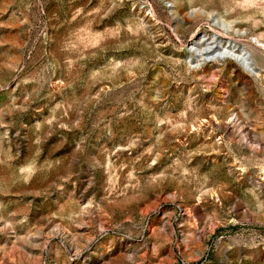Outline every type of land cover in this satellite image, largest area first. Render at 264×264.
<instances>
[{
    "label": "rangeland",
    "instance_id": "374dc122",
    "mask_svg": "<svg viewBox=\"0 0 264 264\" xmlns=\"http://www.w3.org/2000/svg\"><path fill=\"white\" fill-rule=\"evenodd\" d=\"M254 37L264 0H0V264H264Z\"/></svg>",
    "mask_w": 264,
    "mask_h": 264
},
{
    "label": "bare ground",
    "instance_id": "6f19581e",
    "mask_svg": "<svg viewBox=\"0 0 264 264\" xmlns=\"http://www.w3.org/2000/svg\"><path fill=\"white\" fill-rule=\"evenodd\" d=\"M192 15H203L207 18H210L213 15V11H209L204 7H197L192 12ZM218 19L219 26H221L226 31L241 33L240 30L236 28L234 21H229L223 17H219ZM253 39L257 47H264V41L260 37H254ZM232 43L233 42H231V40L224 41L217 33L211 34L207 31L203 32L190 43L191 50H193L196 54L194 58L191 56V59L189 60L190 66L193 69H198L210 59L218 60L221 56H223L234 60L248 72L259 76L260 69L257 65L256 57L252 49L245 45L239 48L236 45H231ZM201 44H206V46L201 47ZM217 44L219 46H217Z\"/></svg>",
    "mask_w": 264,
    "mask_h": 264
},
{
    "label": "water",
    "instance_id": "95a60500",
    "mask_svg": "<svg viewBox=\"0 0 264 264\" xmlns=\"http://www.w3.org/2000/svg\"><path fill=\"white\" fill-rule=\"evenodd\" d=\"M218 55V54H217Z\"/></svg>",
    "mask_w": 264,
    "mask_h": 264
}]
</instances>
